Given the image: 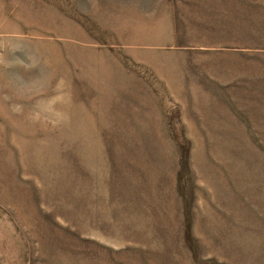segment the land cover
<instances>
[{"label": "rangeland", "instance_id": "obj_1", "mask_svg": "<svg viewBox=\"0 0 264 264\" xmlns=\"http://www.w3.org/2000/svg\"><path fill=\"white\" fill-rule=\"evenodd\" d=\"M0 264H264V0H0Z\"/></svg>", "mask_w": 264, "mask_h": 264}, {"label": "clouds", "instance_id": "obj_2", "mask_svg": "<svg viewBox=\"0 0 264 264\" xmlns=\"http://www.w3.org/2000/svg\"><path fill=\"white\" fill-rule=\"evenodd\" d=\"M11 46L13 45L0 38V70L9 73L7 69L19 66L28 72L39 64L33 59L34 56L30 57V63L19 58L9 60L6 52ZM10 74L8 91L0 100L9 105L12 113L22 115L25 113V106L30 105L27 118L33 123L48 124L55 128L70 122L71 117L64 109L72 103V96L62 79L53 82L45 72L34 76Z\"/></svg>", "mask_w": 264, "mask_h": 264}]
</instances>
